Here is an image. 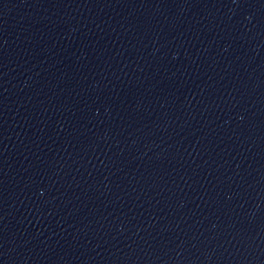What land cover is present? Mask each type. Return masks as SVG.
I'll return each mask as SVG.
<instances>
[{"label":"water","instance_id":"water-1","mask_svg":"<svg viewBox=\"0 0 264 264\" xmlns=\"http://www.w3.org/2000/svg\"><path fill=\"white\" fill-rule=\"evenodd\" d=\"M0 264H264V0H0Z\"/></svg>","mask_w":264,"mask_h":264}]
</instances>
